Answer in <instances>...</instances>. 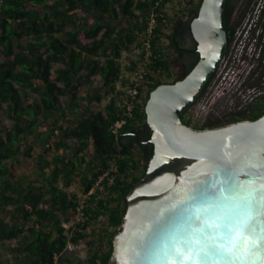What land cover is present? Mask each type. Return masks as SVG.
<instances>
[{
    "label": "trees",
    "instance_id": "obj_1",
    "mask_svg": "<svg viewBox=\"0 0 264 264\" xmlns=\"http://www.w3.org/2000/svg\"><path fill=\"white\" fill-rule=\"evenodd\" d=\"M157 1L0 0V264H110L127 195L154 154L150 93L185 77L200 57L191 21L202 0ZM234 32L228 23V46ZM141 70L145 80L133 99L128 86ZM95 76L106 93L83 96ZM93 101L102 106L92 109ZM188 111L183 120L198 128L256 119L264 95L232 118L204 125ZM119 119L125 122L115 130ZM27 159L35 172L17 170ZM66 221L75 225L71 234ZM70 242L86 256L65 257Z\"/></svg>",
    "mask_w": 264,
    "mask_h": 264
},
{
    "label": "water",
    "instance_id": "obj_2",
    "mask_svg": "<svg viewBox=\"0 0 264 264\" xmlns=\"http://www.w3.org/2000/svg\"><path fill=\"white\" fill-rule=\"evenodd\" d=\"M227 3L202 0L198 62L150 93L154 154L127 195L110 264H264V114L206 128L181 116L226 55Z\"/></svg>",
    "mask_w": 264,
    "mask_h": 264
},
{
    "label": "flooded vegetation",
    "instance_id": "obj_3",
    "mask_svg": "<svg viewBox=\"0 0 264 264\" xmlns=\"http://www.w3.org/2000/svg\"><path fill=\"white\" fill-rule=\"evenodd\" d=\"M227 21L231 27H235L232 42L227 48L228 52L232 46L233 53L230 65L225 70L227 78L229 77L231 84L234 82L236 89L233 90L236 96L235 108L223 112L224 118L229 119L264 95V64L249 51L257 30L261 25L264 26V0H228ZM246 30L250 34L247 38L244 36ZM245 40L246 46L243 49L241 44ZM222 78L223 74L219 72L218 82Z\"/></svg>",
    "mask_w": 264,
    "mask_h": 264
},
{
    "label": "rangeland",
    "instance_id": "obj_4",
    "mask_svg": "<svg viewBox=\"0 0 264 264\" xmlns=\"http://www.w3.org/2000/svg\"><path fill=\"white\" fill-rule=\"evenodd\" d=\"M176 2H178L179 6L181 5H186L185 0H176ZM39 8H41V6H39ZM231 48V47H230ZM252 67V66H251ZM223 67L221 66L219 68V70H217L215 77L212 79V82L207 86V88L205 89V91L202 93V95L200 96L199 100L193 104L189 111H188V117H192L193 121L196 124H199L200 121L202 120L201 118H203V116H206L207 120H209V118L211 119H225L223 116V112L228 111L231 108H235L236 103L232 102V98L234 96L233 94V90L236 91V89H234V82L231 84L230 83V79L229 77L226 79V81L224 80L223 85L228 86V89H223L220 90L217 87L214 86V81L215 79L218 77V73L221 71ZM250 68V66L248 67V69ZM127 74V73H126ZM217 86V85H216ZM124 88L123 86V80H121L118 83V88ZM84 92H83V96H88L91 93H93L96 89H100L103 94L106 93V89L103 86L102 83V79L100 76H95L94 80L91 84H85L84 86ZM232 88V89H231ZM235 97V96H234ZM64 102H67L70 98L67 96H63L62 97ZM109 99V98H108ZM104 100L102 104H104L105 102H107V100ZM101 103L97 102V101H93L91 103V107L92 109H99L102 106ZM77 114H73L72 117H75ZM223 117V118H222ZM3 122L6 124H10L12 121L7 118L6 116H3ZM41 150V147L37 148V152H39ZM18 171H33L34 170V166L32 163V160H22L21 163H19L18 167H17ZM36 170H34L33 172H35ZM86 249L85 248H79L77 249L75 252L72 253V256L78 257L79 255L82 256H86Z\"/></svg>",
    "mask_w": 264,
    "mask_h": 264
},
{
    "label": "built area",
    "instance_id": "obj_5",
    "mask_svg": "<svg viewBox=\"0 0 264 264\" xmlns=\"http://www.w3.org/2000/svg\"><path fill=\"white\" fill-rule=\"evenodd\" d=\"M161 0H158L156 2V4H159ZM157 16H158V13H155L153 12L151 14V18H150V21H149V27H148V30L150 32L153 31V28L156 26L157 24ZM238 33H240V31H238ZM245 38L249 37L250 34H249V31H245ZM246 40L241 44L243 45L242 48L245 49V43ZM148 43V44H147ZM146 43V48H147V54L145 56V59L148 60L150 55H151V50H150V43L147 42ZM232 46L231 48L228 50V52H226V55L220 65V67L222 66L223 68L221 69L220 73L223 74V78L220 82H218V77L215 79L214 81V86L217 87L218 89L222 90L223 89H228V86H225L223 85L224 83V80L226 81L227 79V75L225 74V70L227 67H229L230 65V61H231V56H232ZM249 51L251 52L252 55L258 57L262 64H264V26H260V28L257 30V34L256 36H254L253 38V42H252V45H249ZM242 53V52H241ZM219 67V68H220ZM219 70V69H218ZM145 73L146 71L145 70H141V71H138L137 73L134 74L132 80H133V84L129 85L128 86V91L130 93V95L132 96L133 99H136L138 98V96L140 95V92H141V84L144 82L145 80ZM215 77V76H214ZM212 82V81H211ZM210 82V83H211ZM153 83V80L152 79H148L146 85H145V91L148 90L151 86V84ZM217 85V86H216ZM232 89V88H231ZM232 98V102H236V96L234 97H231ZM247 101V100H246ZM132 109H133V102H131L129 105H128V110H129V113L131 114L132 112ZM202 120L200 121L199 125H204L207 121V118L206 116H203V118H201ZM125 120L124 119H119L116 123H115V130L119 127H121L123 124H124ZM113 179V178H112ZM92 192V191H91ZM82 195V194H80ZM84 205H85V201H84V198H81L79 200V202L77 203L76 205V208H77V212H78V215L80 216L83 212V208H84ZM78 219V218H77ZM72 224L73 222H69V221H66L64 222V226L66 228V230H69V234L73 233L74 232V227L75 225L72 227ZM71 228V230H70ZM80 246H78V244H75V243H72L70 242L68 244V246L66 247L65 251L62 253L65 257L67 256H72V253L75 252L77 249H79ZM82 248V247H81ZM86 255V254H85ZM73 257V256H72ZM75 257V256H74ZM78 257H83L82 255H79Z\"/></svg>",
    "mask_w": 264,
    "mask_h": 264
}]
</instances>
